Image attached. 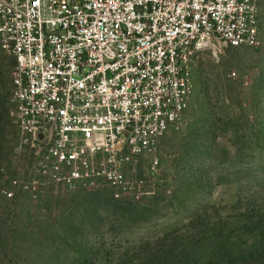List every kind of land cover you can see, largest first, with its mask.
I'll return each mask as SVG.
<instances>
[{"label": "built area", "instance_id": "built-area-1", "mask_svg": "<svg viewBox=\"0 0 264 264\" xmlns=\"http://www.w3.org/2000/svg\"><path fill=\"white\" fill-rule=\"evenodd\" d=\"M259 2L0 0L14 122L36 158L26 187L150 195L159 140L183 126L202 54L260 46Z\"/></svg>", "mask_w": 264, "mask_h": 264}, {"label": "rangeland", "instance_id": "rangeland-1", "mask_svg": "<svg viewBox=\"0 0 264 264\" xmlns=\"http://www.w3.org/2000/svg\"><path fill=\"white\" fill-rule=\"evenodd\" d=\"M259 6L260 46L202 54L183 126L159 140L142 201L26 187L36 158L14 122L16 59L0 47V264H264Z\"/></svg>", "mask_w": 264, "mask_h": 264}]
</instances>
